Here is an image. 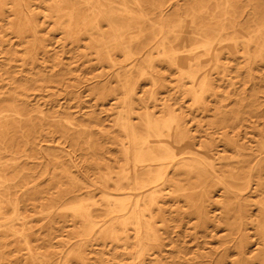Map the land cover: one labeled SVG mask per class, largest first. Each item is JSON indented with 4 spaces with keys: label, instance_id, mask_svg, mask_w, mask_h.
<instances>
[{
    "label": "rangeland",
    "instance_id": "1",
    "mask_svg": "<svg viewBox=\"0 0 264 264\" xmlns=\"http://www.w3.org/2000/svg\"><path fill=\"white\" fill-rule=\"evenodd\" d=\"M61 1H30L34 32L17 31L13 1L6 0L0 11V123L12 119L38 123L31 131L8 128L9 136L14 137L13 145L0 143V173L10 179L11 189L20 201L21 218L26 221H11L16 232L0 237V261L2 264H138L132 228L122 236L123 241L110 240L100 232L106 208L102 192L107 189L100 181L101 176L111 174L115 178L124 163L121 150L126 140L117 124L119 116L124 114L122 80L116 73L118 65L112 66L103 59L107 49L94 43L92 37L96 33L68 36L66 18L58 19L50 8L53 2ZM177 3L184 7L187 1L177 0ZM209 3L214 4L213 0ZM102 29L106 31L107 26L102 25ZM31 45L34 49L30 57ZM253 52V47L246 50L238 45L232 50L224 45L217 50L218 61L199 66L212 87L202 106L193 103L186 92L191 86L189 79L181 77L154 49V73L159 77L154 85L150 77H135L137 97L132 121L137 123L145 107L159 115L165 105L185 121L198 145L211 139L222 149L226 132L239 146L245 147L247 156H252L245 169L253 167L257 158L264 155L261 152L264 61H251L249 55ZM111 54L119 65H124L120 52ZM12 97L16 106L23 107L21 115L7 109ZM239 105L241 110L237 115ZM221 113L228 114L229 121L236 113L234 126L223 128L217 120ZM92 144H95L94 152L90 148ZM225 153L233 161L243 159V156L232 157L234 153L230 149ZM65 169L81 182L75 194L90 203L93 214L98 216V224L88 237L81 236L83 222L66 214L61 209L63 204L51 213L43 206L57 195L58 186L70 184ZM250 173L245 210L253 222L247 220L244 226V249L250 264H263L259 260L263 245L256 227L260 218L258 202L263 195L256 190L255 171ZM261 180L264 181V170ZM109 185L111 188L110 182ZM34 186L41 191L35 198H29L28 190ZM72 195L65 198L67 203ZM212 195L215 201L207 205L211 220L203 227L197 225L195 216L183 212L186 209L182 202L179 204L183 207L177 210L176 203L167 200L163 219L154 208L153 226L161 244L149 247L143 256L146 264H211L208 256L224 249L228 251L225 264H238L235 242L241 235L231 234L223 220L224 195L218 188ZM5 215L12 216L11 210L7 209ZM21 233L28 236L36 259L30 258ZM81 239L87 241L80 260L72 252Z\"/></svg>",
    "mask_w": 264,
    "mask_h": 264
},
{
    "label": "bare ground",
    "instance_id": "2",
    "mask_svg": "<svg viewBox=\"0 0 264 264\" xmlns=\"http://www.w3.org/2000/svg\"><path fill=\"white\" fill-rule=\"evenodd\" d=\"M5 1L0 0V11ZM11 1L18 17L17 31L29 29L34 32L31 0ZM186 1L184 7L177 0H63L50 6L58 19L66 18L65 31L69 37L76 38L81 33L97 34L92 40L107 49L103 59L112 66L118 65L116 73L122 80L121 104L124 114L119 116L117 124L126 140L121 150L124 163L115 178L111 174L101 176L100 181L105 183L107 189L102 192L106 208L100 232L110 240L123 241L122 236L132 228L138 264H146L143 256L149 247L161 244L153 226L154 208L159 218L163 219L167 200L176 203L177 210L183 207L179 204L182 202L186 209L183 212L195 216L197 225L203 227L211 220L207 205L215 201L212 192L218 188L224 195L221 201L225 211L223 220L231 234L241 235L235 242L239 256L237 263L250 264L244 249L246 237L243 231L248 221L253 222L245 210V191L251 184L250 172L254 170L256 190L263 195L258 202L260 218L256 227L263 245L259 260L264 264V181L261 180L264 155L257 158L253 167L245 169L252 156H247L245 147L239 146L235 139L224 132L222 149H218L211 139L198 145L189 134L185 121L165 105L159 115L145 107L138 115L137 123L132 121L131 114L137 97L135 77H150L153 85L159 77L157 72L154 73V49L162 60L179 71L181 77L189 79L191 86L186 92L193 103L202 106L205 105V95L212 87L206 72L199 66L218 61L219 48L226 45L235 50L241 45L249 50L253 47L255 52L249 55V59L253 62L264 61V0H213V6H210V0ZM102 25L107 26L106 31ZM107 37L109 39L101 42ZM33 49L31 45L28 51L30 57ZM111 51L120 52L123 66L116 62ZM96 53L99 54L98 50ZM11 99L7 109L21 115L23 107L16 106L14 98ZM240 106L235 111L237 115ZM220 115L217 120L223 128L234 126L238 119L236 113L232 114L230 121L228 114ZM37 125L29 121L20 123L16 119L1 122L0 143L13 145L14 137L9 136L8 128L31 131ZM94 146L92 144L90 147L93 152ZM228 149L234 153L232 157L243 156V159L231 160L230 155L225 153ZM261 152L264 154V140ZM64 172L70 184L67 187L58 186L57 195L43 206L51 213L63 204L61 209L66 214L83 222L81 236L88 237L98 224V216L93 214L90 203L75 194L80 189L79 179L66 169ZM11 188L10 179L0 173V226H4V230H0V237L16 232L10 225L11 221L23 220L20 201ZM40 191L38 186L30 188L29 198H35ZM71 193L73 195L67 203L65 198ZM7 209L11 210L12 216L5 215ZM20 237L27 245L30 258L36 259L37 254L29 246L28 236L21 233ZM86 241L80 240L72 252L73 257L83 259L82 248ZM227 252L224 249L221 253L209 255L211 264H225Z\"/></svg>",
    "mask_w": 264,
    "mask_h": 264
}]
</instances>
